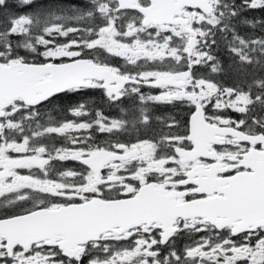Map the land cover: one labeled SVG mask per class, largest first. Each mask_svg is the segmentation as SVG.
<instances>
[{
    "label": "snow or ice",
    "instance_id": "6c2138e0",
    "mask_svg": "<svg viewBox=\"0 0 264 264\" xmlns=\"http://www.w3.org/2000/svg\"><path fill=\"white\" fill-rule=\"evenodd\" d=\"M12 7L0 0V264H264V36L239 31L264 30L246 16L264 0ZM228 71L237 82L210 75ZM88 90L121 115L80 101L79 119L53 121Z\"/></svg>",
    "mask_w": 264,
    "mask_h": 264
},
{
    "label": "trees",
    "instance_id": "16d2710c",
    "mask_svg": "<svg viewBox=\"0 0 264 264\" xmlns=\"http://www.w3.org/2000/svg\"><path fill=\"white\" fill-rule=\"evenodd\" d=\"M75 1L82 2V5H78L77 3H75ZM75 1H73V0H34V3L32 5H26V6L23 5L22 11L18 12L17 14H20V15L29 14L30 15V14L37 12L35 10H37L39 8L40 9L38 11H44V10H48V9H58V8L69 9V8H72L73 6L84 7L85 4L87 3V0H75ZM9 2L13 6L12 11L16 12L17 9H15V5L12 3L13 0H9ZM246 16L248 19L255 18L257 20H260V19H264V12H261L260 10H253L250 13H247ZM239 31H240V34L242 36H245V37L251 36L249 33H253V34L257 35L255 33V28H251V27L244 25V24L239 25ZM258 36L259 37L264 36V34L258 35ZM251 37H253V36H251ZM216 54L219 57V59L221 60V63L225 67V69H228L229 65L231 64V57L227 53V50L224 49L223 47H221L220 49H218ZM117 62L119 63V60ZM210 75L212 78L219 79V80L223 81L225 84H233V83L237 82L236 73L232 72V71H228L227 74L210 73ZM99 93L102 94V92H100V91H99ZM90 94H92V90H88L85 94H82V95L77 94V95H79V102L82 101V99L80 97L90 96ZM77 95H75V96H77ZM76 101H78V100H76L74 98V96L71 99H65L63 101H57V103L55 105L51 106L49 109H47V111L51 115L53 121H58L62 118H66L67 116L70 115V114L62 112V109L60 108L61 104H68V103L75 104ZM98 108L102 109V107H100V106H98ZM66 164L69 167H75L76 166V164H74V162H72V161H68V162H66Z\"/></svg>",
    "mask_w": 264,
    "mask_h": 264
},
{
    "label": "flooded vegetation",
    "instance_id": "af4514ba",
    "mask_svg": "<svg viewBox=\"0 0 264 264\" xmlns=\"http://www.w3.org/2000/svg\"><path fill=\"white\" fill-rule=\"evenodd\" d=\"M144 90H148V91L150 90L151 92L156 91L154 89H147V88H145ZM99 91L102 92L101 90H92V94L90 96H83L80 98L82 99V101L86 102L87 105L91 106L94 109H99L98 103L105 105V106H109L106 98L103 95V93L100 94ZM74 98L76 100H78V101H76V103H78L79 102V95L74 96ZM90 101H93V102L90 103ZM71 105H74V104H70V103L61 104L60 108L62 109L63 113L69 114L67 109ZM100 107H102V106H100ZM102 109H99V110H101L106 116H109V117H119L121 115L120 109L117 107H109V109L102 107ZM153 109H154V114L158 115V116H177V117L186 118L188 115L187 110L183 106L175 107L173 105H154ZM69 116H71V115H69ZM76 119H79V118H76ZM84 119H86V117ZM61 139L62 138H56L53 142L57 143ZM100 139H102V137H100ZM74 164H76V162H74ZM181 243H183V242H181Z\"/></svg>",
    "mask_w": 264,
    "mask_h": 264
},
{
    "label": "rangeland",
    "instance_id": "374dc122",
    "mask_svg": "<svg viewBox=\"0 0 264 264\" xmlns=\"http://www.w3.org/2000/svg\"><path fill=\"white\" fill-rule=\"evenodd\" d=\"M73 1H75V0H73ZM12 3L15 5V9H17L16 12H15L16 14H17L18 12L22 11L23 5H19V4L17 3V0H13ZM75 3H77L78 5H82V2L75 1ZM39 9H40V8H39ZM39 9H37V10H35V11H38ZM255 33H256L257 35H255V34H253V33H249V34H250L251 36H253V37H259L258 35H262V34H264V30H262L259 26H257V27L255 28ZM90 95H91V94H90ZM92 102H93V101H90V103H92ZM98 105L109 109V106H105V105H102V104H100V103H98ZM120 112H121V111H120ZM229 115H231V116H233V117L237 116L236 113H232V112H230ZM63 119H69V120H71V119H76V118H74V117H72V116H67L66 118H62V119H60V120H63ZM58 121H59V120H58ZM61 142H62V139H61L58 143H56V144L59 146V145L61 144Z\"/></svg>",
    "mask_w": 264,
    "mask_h": 264
}]
</instances>
